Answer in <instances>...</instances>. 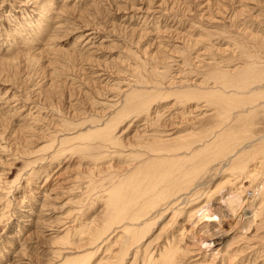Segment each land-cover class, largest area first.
I'll list each match as a JSON object with an SVG mask.
<instances>
[{
    "label": "rangeland",
    "instance_id": "rangeland-1",
    "mask_svg": "<svg viewBox=\"0 0 264 264\" xmlns=\"http://www.w3.org/2000/svg\"><path fill=\"white\" fill-rule=\"evenodd\" d=\"M263 190L264 0H0V264H264Z\"/></svg>",
    "mask_w": 264,
    "mask_h": 264
},
{
    "label": "bare ground",
    "instance_id": "bare-ground-1",
    "mask_svg": "<svg viewBox=\"0 0 264 264\" xmlns=\"http://www.w3.org/2000/svg\"><path fill=\"white\" fill-rule=\"evenodd\" d=\"M236 78H237V77H236ZM244 84H245V83H244ZM240 86H242V85H240ZM246 88H247V87H246ZM243 93H244V92H243ZM243 93H241V94H243ZM215 94H216V93H215ZM209 98H210V97H209ZM211 98H212V97H211ZM209 101H210V100H209ZM211 101H212V100H211ZM219 105H220V104H219ZM226 109H227V108H226ZM226 113H227V112H226ZM190 116H191V115H190ZM165 135H166V134H165ZM103 136H104V135H103ZM239 138H240V137H239ZM113 139H114V138H113ZM170 139H171V138H170ZM102 140H103V139H102ZM163 141H164V140H163ZM152 142H153V141H152ZM237 142H238V141H237ZM108 144H110V143H108ZM216 144H217V143H216ZM239 144H240V143H239ZM179 145H180V144H179ZM205 146H206V145H205ZM262 149H263V148H262ZM99 151H100V150H99ZM177 151H178V150H177ZM232 151H233V150H232ZM207 152H208V151H207ZM215 152H216V151H215ZM199 153H200V152H199ZM209 153H210V152H209ZM116 154H117V153H116ZM256 154H257V153H256ZM105 155H106V154H105ZM224 156H225V155H224ZM241 156H242V155H241ZM246 156H247V155H246ZM191 157H192V156H191ZM262 157H263V156H262ZM213 158H214V157H213ZM221 158H222V157H221ZM105 159H106V158H105ZM195 159H196V158H195ZM258 159H259V158H258ZM261 159H262V158H261ZM197 163H198V162H197ZM185 164H186V163H185ZM226 165H227V164H226ZM185 166H186V165H185ZM176 168H177V167H176ZM195 168H196V167H195ZM239 168H240V167H239ZM262 168H263V167H262ZM181 169H182V168H181ZM137 170H138V169H137ZM189 170H190V169H189ZM195 170H196V169H195ZM254 171H255V170H254ZM135 173H136V172H135ZM135 175H136V174H135ZM184 176H185V175H184ZM169 177H170V176H169ZM170 178H171V177H170ZM167 179H169V178H167ZM176 179H177V178H176ZM186 180H187V179H186ZM135 183H136V182H135ZM170 183H171V182H170ZM222 183H223V182H222ZM220 185H221V184H220ZM172 190H173V189H172ZM178 190H179V189H178ZM180 190H181V189H180ZM188 190H189V189H188ZM188 190H187V191H188ZM263 191H264V190H263ZM167 192H168V191H167ZM170 193H171V192H170ZM183 193H184V192H183ZM174 196H175V195H174ZM157 197H158V196H157ZM233 197H234V196H233ZM233 197H232V198H233ZM230 199H231V197H230ZM233 199H234V198H233ZM236 199H237V198H236ZM248 200H249V199H248ZM248 200H247V201H248ZM251 200H252V199H251ZM253 201H254V200H253ZM243 202H244V201H243ZM249 202H251V201L249 200ZM249 202H246V203H249ZM263 202H264V201H263ZM174 203H175V202H174ZM178 203H179V202H178ZM236 203H237V202L235 201L234 204L236 205ZM240 203H241V202H240ZM253 203H254V202H253ZM176 204H177V203H176ZM229 204H230V203H229ZM244 204H245V203H244ZM201 205H202V204H201ZM201 205H200V206H201ZM247 205H248V204H247ZM253 205H254V204L251 203V204L249 205V207H250V206L253 207ZM205 206H206V205H205ZM241 207H243V206H241ZM179 208H180V207H179ZM232 209H234V208H232ZM232 209H231V211H233ZM248 209H249V208H248ZM248 209H247V210H248ZM253 209H254V208H253ZM261 209H262L261 207H260V209H255V210H257V211H256V212H257L256 214L260 213L258 210L261 211ZM203 210H204V209H203ZM228 210H230V209H228ZM255 210H254V211H255ZM262 210H263V209H262ZM238 211H239V210H238ZM251 211H253V210L251 209ZM212 212H213V211H212ZM245 212H246V210H245ZM261 212H262V211H261ZM216 213H217V212H216ZM238 213H239V212H238ZM238 213H236L235 216H236ZM253 213H254V212H253ZM230 214L233 215L231 212H230ZM230 214H229V215H230ZM239 214H240V213H239ZM261 214H262V213H261ZM231 215H230V217H231ZM241 215H242V214H241ZM246 215H247V214H246ZM193 216H194V215H193ZM210 216H211V215H210ZM224 216H225V215H224ZM227 216H228V215H227ZM235 216L233 215L234 218H235ZM238 216H239V215H238ZM238 216H237V217H238ZM249 216H250V215H249ZM254 216H255V215H254ZM256 216H257V215H256ZM258 216H260V215H258ZM228 217H229V216H228ZM250 217H251V216H250ZM193 218H194V217H193ZM209 218H210V217H209ZM231 218H232V217H231ZM231 218H229V223L231 222V221H230ZM253 218H254V217H253ZM240 219H241V218H240ZM242 219H243V218H242ZM242 219H241V220H242ZM255 219H258V217H255ZM263 219H264V218H263ZM223 220H224V219H223ZM225 220H226V219H225ZM231 220H232V219H231ZM246 220H247V218H246ZM249 220H250V219H249ZM261 220H262V219H260L259 221H261ZM187 221H188V220H187ZM238 221H239V220H238ZM242 221H243V220H242ZM255 221H256V220H255ZM259 221H258V222H259ZM223 222H224V221H223ZM226 222H228V221H226ZM232 222H233V221H232ZM252 222H253V221H251V225H252ZM256 222H257V221H256ZM258 222H257V223H258ZM235 223H237V221H236ZM240 223H241V222H240ZM244 223H245V222H244ZM247 223H248V222H247ZM254 223H255V222H254ZM255 224H256V223H255ZM255 224H254V225H255ZM226 225H227V224H226ZM229 225H230V224H229ZM235 225H236V224H235ZM235 225H234V226H235ZM237 225H238V224H237ZM237 225H236V226H237ZM248 226H250V225H248ZM248 226H247V227H248ZM257 226H258V225H257ZM242 227H243V226H242ZM253 227H254V226H253ZM258 227H259V226H258ZM254 228H256V227H254ZM192 229H193V228H192ZM233 229H234V228H233ZM237 229H239V227H237L236 230H237ZM248 229H249V228H248ZM252 229H253V228H252ZM183 230H184V229H183ZM236 230H235V231H236ZM248 231H250V229H249ZM254 232H255V231H254ZM254 232H253V233H254ZM215 233H216V232H215ZM220 233H221V232H220ZM224 233H225V232H224ZM218 234H219V233H218ZM226 234H227V233H226ZM242 234H243V233H242ZM248 234H249V233H248ZM250 234H251V233H250ZM219 235H220V234H219ZM217 236H218V235H217ZM217 236H216V237H217ZM224 236H225V235H224ZM224 236H223V239L225 240V237H226V236H225V237H224ZM242 237H243V236H242ZM250 237H251V236H250ZM247 239H248V238H247ZM219 241H220V240H219ZM221 241L223 242V240H221ZM222 242H221V243H222ZM218 244H220V242H219ZM216 245H217V244H216ZM221 245H222V244H221ZM219 246H220V245H219ZM242 250H243V249H242ZM221 253H222V252H221ZM262 261H263V260H262Z\"/></svg>",
    "mask_w": 264,
    "mask_h": 264
}]
</instances>
